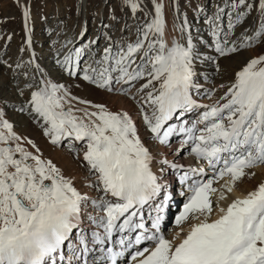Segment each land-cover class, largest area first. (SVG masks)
I'll return each mask as SVG.
<instances>
[{
    "label": "snow or ice",
    "instance_id": "snow-or-ice-1",
    "mask_svg": "<svg viewBox=\"0 0 264 264\" xmlns=\"http://www.w3.org/2000/svg\"><path fill=\"white\" fill-rule=\"evenodd\" d=\"M16 2L28 31L29 8ZM117 2L133 26L125 22L114 34L113 9L112 28L66 40L57 64L69 78L131 101L133 110L47 78L19 109L52 149L81 164L83 178L65 175L0 110V264H264V180L231 195L264 166V54L220 84L226 90L218 97L216 87L199 83L197 69L211 62L220 72L218 58L264 46V0L196 5L204 36L193 35L185 14L170 30L164 0ZM173 139L175 154L187 153L195 166L182 178L190 195L175 217L180 232L168 239L164 170L184 166L149 144L171 147Z\"/></svg>",
    "mask_w": 264,
    "mask_h": 264
},
{
    "label": "rangeland",
    "instance_id": "rangeland-1",
    "mask_svg": "<svg viewBox=\"0 0 264 264\" xmlns=\"http://www.w3.org/2000/svg\"><path fill=\"white\" fill-rule=\"evenodd\" d=\"M21 2H26L30 11L28 31L25 30L22 9L17 5L16 0H0V87L2 88L1 84L3 83L7 86L2 92L0 91V103L2 109L6 111H4L6 117L14 119L16 117L15 115L13 116V113L20 112V108L14 105L13 102L10 103V100L21 102V100L25 99V95L30 98L31 92L36 90L41 79L38 72L41 68L48 69V73L46 74L48 76L54 72V74L51 75L53 76L51 77L52 81L57 78L55 82L62 83L71 79V83L68 85L71 84L70 86H73L74 94L77 96L107 103L114 110L121 107L130 111L133 110V103L131 101L123 97L109 96L89 87L86 83L69 78L67 74L59 68L56 62L59 60V52L64 45V41L71 40L74 36L78 37L84 30H87V39H91L100 32L108 30L102 25H108L109 28H112L114 23L111 18L113 9H115V16L118 20V22H115V27L112 28L114 34H118L117 30L121 29L125 22H127L129 27L133 26L135 23L134 18L131 15H127L125 11L120 8L117 0H21ZM206 2L207 0H170L169 9L177 19V24H179V14H185L192 25L193 35L195 36L198 31L200 36H204L208 29L202 25L200 13L195 11V6L204 5ZM213 7H215V0L213 2ZM255 16L256 14L254 13L253 20ZM141 19H143V17H141ZM237 31H241V29H237ZM9 37H11V39H9ZM29 38L31 39V44L28 43ZM60 40H62V43L59 45V49L53 51V47L50 46V43H56ZM101 47H103V41H101ZM22 49L23 51H21ZM209 50H211V48L201 49L202 52H207ZM30 51H33L34 57L38 62H34V59H32L33 56L31 58L32 60L29 61L30 57L28 56ZM261 54H264V46L257 44L252 48L243 49L242 53H238L237 55L231 54L228 58H218L217 63L220 66V72H217L215 63L198 64L197 69L201 74L199 83L203 85L204 88L216 87V96L218 97L226 90L220 89L219 85L224 84L227 86L232 81L234 73L240 70L238 69L239 65H242L251 57H256ZM60 59H62V56H60ZM13 61L15 63L18 62L17 65H20V67H16V70L10 66L12 63L15 64ZM241 67L242 66H239V68ZM210 68L211 70L209 71ZM203 77H207L208 79L205 80ZM47 79H49V77ZM10 80L15 84L11 83ZM75 84H80V87L75 88ZM10 85H12V87H10ZM14 90L16 92H13ZM88 95L91 98H89ZM196 98L202 101L201 103L210 102L207 97L197 96ZM194 115L195 114H192L193 118ZM12 122L14 121L12 120ZM15 127H17V125H15ZM37 129L39 128L37 127ZM36 130L27 132L26 136L38 142V139L35 137L37 133L35 132ZM141 134L147 135L143 130ZM175 140L176 139H173V142ZM157 145L159 144L157 143ZM149 146L151 147L152 145L150 144ZM65 155L68 156V158H72L68 153H65ZM181 160L182 155H180L179 163H182ZM53 161L64 171L65 175H72L69 168L65 169L64 166L61 167L55 158ZM77 165L79 167L78 173L83 172V177L84 168L79 162ZM157 167H159V165H157ZM179 201L182 206L184 197ZM174 208L175 205L172 199L168 209L169 212L166 214L168 218ZM173 228L174 225L170 226L168 231L170 232ZM177 228L178 226H176V229Z\"/></svg>",
    "mask_w": 264,
    "mask_h": 264
},
{
    "label": "bare ground",
    "instance_id": "bare-ground-1",
    "mask_svg": "<svg viewBox=\"0 0 264 264\" xmlns=\"http://www.w3.org/2000/svg\"><path fill=\"white\" fill-rule=\"evenodd\" d=\"M164 3H165V5H166V17H167V20H168V24H169V28H170V30H171V26L173 25V24H177V19L175 18V16H174V14L171 12V10L169 9V7H170V0H164ZM249 25H251V26H256V25H254L253 24V22H252V20H250L249 22ZM241 31H242V29H241ZM239 33H240V31H237V35H239ZM173 34H175V33H173ZM65 42L66 41H64V44H65ZM62 43V40H60V41H57L56 43L55 42H53V43H50L51 45L50 46H52L53 47V51H56V50H58L59 49V45ZM56 48V49H55ZM204 53H206V54H209V55H215V53H214V51L211 49V50H209V51H203ZM239 53H242V50H241V52H239ZM238 54V53H237ZM236 54V55H237ZM32 56H33V58H32ZM28 57H30L29 58V61L30 60H32V59H34V62H38V60L34 57V54H33V51H30V54H29V56ZM32 58V59H31ZM47 58V57H46ZM251 58H253V57H251ZM59 59H60V56H59ZM249 60V59H248ZM14 62V61H13ZM57 62V61H56ZM15 63V62H14ZM18 63V62H17ZM17 63H15V64H11L10 66H11V68H13L14 70H16V65H17ZM205 64H208V63H205ZM245 63H243L242 65H239V66H243ZM32 65H33V63H32ZM239 66H238V69H240L239 68ZM42 67V66H41ZM211 70V68L209 69V71ZM39 74H40V77L41 78H48L49 77V80H51V77H53V76H51L52 74H54V72L51 74V75H46L47 73H48V69H46V68H41V69H39ZM56 79L57 78H55V80L53 79V82H55L56 81ZM15 81H17V80H15ZM10 82L11 83H13V81L12 80H10ZM10 83V84H11ZM62 83H65V84H69V83H71V79H69L67 82H62ZM13 84H15V83H13ZM18 84V83H17ZM71 85V84H70ZM1 86H2V88L0 87V91L2 92L4 89H6L5 87H7L4 83L3 84H1ZM10 87H12V85H10ZM15 87V86H14ZM19 88V87H18ZM22 88V87H21ZM15 89V88H14ZM16 90H18V89H16ZM20 91V90H19ZM18 91V92H19ZM23 91V90H22ZM0 92V93H1ZM13 92H16L15 90L13 91ZM21 92V91H20ZM6 95V94H5ZM16 95V94H15ZM89 95H91V94H89ZM88 95V96H89ZM87 96V95H86ZM18 98V97H17ZM89 98H91L90 96H89ZM15 99V98H14ZM30 98H29V96H26L25 95V99H23V100H21V102H18L17 100H10V103H14V105H17L18 106V108H20L22 105H24V104H27L26 102H28V100H29ZM0 110H3L2 109V106H1V103H0ZM18 110V109H17ZM3 111H5V110H3ZM6 112V111H5ZM15 115V117L16 118H8V117H6V115H5V118L6 119H8L10 122H12V120L14 121V122H12L13 124H14V126L15 125H17V127H15V130L18 132V133H20V134H22V135H25L26 136V133L27 132H30V131H34V130H36L37 129V126L33 123V122H31L30 120H29V118L27 117V115L26 114H22L21 112H17V113H13V116ZM10 116V115H9ZM37 130H39V131H37ZM35 132H37L36 133V135H35V137H36V139H38V142H37V140H34L35 142H37L42 148H43V150H44V153H45V155L46 156H49L52 160L55 158L56 160H57V162L60 164V166L62 167V166H64L65 167V169H68L69 168V170L71 171V174L72 175H70V177H73V178H76L77 180H79V179H81V178H83L82 177V174H83V172H79L78 173V171H79V167H78V161H76V160H74L73 158H68V156H66L65 155V153H67V152H62V151H58V150H54V149H52L51 147H50V145L47 143V140H46V138L45 137H43L42 136V134H41V131H40V129H37ZM34 135V134H33ZM30 138V137H29ZM172 142H171V147L169 148V147H166V146H164V145H157V144H151L152 146H151V148H152V151H153V153L154 154H159V155H162V156H164V157H166L169 161H175V163H179V159H180V155H176L175 154V149H177L178 148V146H173V144H175V142H179V140L178 139H176L174 142H173V140H171ZM149 144V145H150ZM183 154V153H182ZM181 154V155H182ZM70 155V154H69ZM187 153H185V155L182 157V159L183 158H186L187 157ZM71 156V155H70ZM189 161H193L191 158L190 159H188ZM183 163H184V161H183ZM179 164H181V163H179ZM194 165H195V163L193 164V167H194ZM80 166V165H79ZM183 166H184V169L183 170H181V169H169V168H167L166 167V169L164 170V174L165 175H172V174H180V173H184V171L185 170H187V166H185L184 164H183ZM72 169H73V171H72ZM260 170V171H259ZM256 173H257V175L254 177V178H252V179H245L244 180V182H242V183H240L239 184V186H238V188H237V190L236 191H234L231 195H233V196H239V195H242L244 192H246L247 190H250V189H252L257 183H259L261 180H264V166H261V168L259 167V168H257V169H255L254 170ZM220 183L222 184L223 183V181H220ZM78 186H79V184H78ZM214 186H216V187H219V185H214ZM190 195V193H186L185 195H184V201L182 202V206H183V204L186 202V198H187V196H189ZM182 206H181V209H182ZM180 209V210H181ZM169 212V210H166V212L164 213V219L165 220H163V222H166V220L167 219H169L168 218V216H166V214ZM184 230L185 231H187V224L184 226ZM178 232H180V227H178L177 229L175 228V230L173 231V234L170 236V237H168V239H173V237H174V235L176 234V233H178Z\"/></svg>",
    "mask_w": 264,
    "mask_h": 264
}]
</instances>
